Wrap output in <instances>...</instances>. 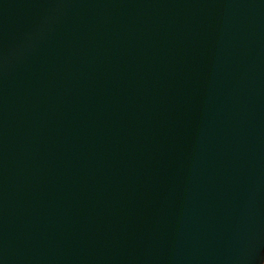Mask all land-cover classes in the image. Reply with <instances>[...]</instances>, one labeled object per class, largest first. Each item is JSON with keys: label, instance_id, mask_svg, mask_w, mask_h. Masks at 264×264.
<instances>
[{"label": "water", "instance_id": "95a60500", "mask_svg": "<svg viewBox=\"0 0 264 264\" xmlns=\"http://www.w3.org/2000/svg\"><path fill=\"white\" fill-rule=\"evenodd\" d=\"M0 264H264V0H0Z\"/></svg>", "mask_w": 264, "mask_h": 264}]
</instances>
